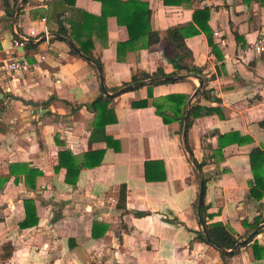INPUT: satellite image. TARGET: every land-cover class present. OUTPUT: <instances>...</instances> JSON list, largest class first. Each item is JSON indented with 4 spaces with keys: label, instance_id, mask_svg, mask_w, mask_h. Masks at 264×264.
<instances>
[{
    "label": "crops",
    "instance_id": "obj_1",
    "mask_svg": "<svg viewBox=\"0 0 264 264\" xmlns=\"http://www.w3.org/2000/svg\"><path fill=\"white\" fill-rule=\"evenodd\" d=\"M10 2H17L11 20L0 0V56L18 52L31 68L0 78V264H264V229L233 256L224 257L198 239L203 230L201 185L184 147L182 125L165 124L153 99L146 108L132 106L148 98L147 87L115 98L117 122L107 125L106 134L120 150L95 136L91 149L104 151L102 163L82 169L77 185L66 183L67 170H56L59 152L70 150L82 160L89 151L96 114L85 105L95 101L102 88L97 69L74 56L72 45L58 37V31L71 29L72 22L81 25L83 13L100 17L103 6L96 0H76L73 7L65 0ZM141 2L148 4L152 27L162 38L169 28L192 23L195 11L210 10L220 58L205 34L186 42L193 53L189 63L200 68L208 91V97L200 93L193 105L219 111L196 118L188 138L195 160L205 163L203 204L213 217L209 222L224 224L240 242L248 240L257 229L250 225L257 218L264 224V195L262 200L251 195V153L264 150V52L253 48L264 33V0ZM45 27L52 41L43 39ZM32 30L37 36L29 35ZM16 38L34 47L26 49L25 43L15 48ZM128 38L127 28L115 16L108 17L105 33L93 37L106 87L130 82L138 70L174 71L165 40L149 49L120 52L118 45ZM198 87L192 77L157 85L153 93L155 98L192 96ZM229 134L238 135L220 151L219 137ZM146 163L152 181L146 178ZM12 164L42 172L35 189L24 175L16 181L10 174ZM122 188L126 211L117 206ZM30 198L39 222L23 229L24 200ZM95 222L109 225L105 236L93 237ZM6 245L14 252L2 261Z\"/></svg>",
    "mask_w": 264,
    "mask_h": 264
},
{
    "label": "trees",
    "instance_id": "obj_2",
    "mask_svg": "<svg viewBox=\"0 0 264 264\" xmlns=\"http://www.w3.org/2000/svg\"><path fill=\"white\" fill-rule=\"evenodd\" d=\"M26 2L28 0H25ZM72 7L75 5L76 0H65ZM100 2L103 6V13L100 17L90 16L83 13V22L74 23L72 22L71 29L66 27L61 28L58 34L65 36L75 42L78 48L82 51L83 55L77 52L75 48H71V52L74 56L79 57L88 62V64L96 70L94 64L98 65L104 71V65L100 57L94 54V40L93 37H97L103 34L107 30V19L110 16H115L118 20L119 25L125 26L128 30L129 38L126 42L120 43L118 45V50L120 52H126L128 50L138 51L140 49H149L154 45L161 43L162 40L167 42L169 52L167 54L168 61L174 67L172 73H166L163 69H158L154 73H148L143 70H138L133 76L130 82L123 83L120 87L108 88V91L114 93L130 85L135 87L130 91H136L141 88H148V98L132 102L134 108H146L150 105V99H153L152 105L156 110V114L160 116L165 124H170L175 121H179L182 125L185 121V116L187 112L188 102L191 96L186 94H172L167 95L162 98H155L153 93V88L160 84L175 83L182 80H172V81H157L149 84L144 82L153 78H162L169 76H180V75H193L198 77H203L202 71L197 66H192L189 60H192L193 53L188 47L186 40L190 37L205 34L212 52L215 53L218 58L219 52L217 44L214 42V32L209 25L210 21V10L205 8L203 10L195 11L193 15L192 23L186 25H179L171 27L168 29L165 38H162L159 31L154 30L152 27V11L149 9L148 4L141 2V0H128L127 3H122L121 0H96ZM246 1V0H244ZM15 2L13 5L10 0H3V5L6 11V15L9 20L12 19L15 9ZM112 7L113 11L112 10ZM53 38L50 39L52 41ZM26 49L34 47L31 44H25ZM28 54V50H27ZM94 63H92V62ZM97 71V70H96ZM99 73V72H98ZM129 92V91H128ZM208 91L203 86L201 95L207 96ZM115 98H109L101 92L100 96L90 104L85 105L88 111L96 114V120L94 123V129L89 141V151L83 156L81 160L79 157L75 156L70 150H62L59 152V165L56 170L65 168L67 170L66 183L70 185H77L82 169L92 168L99 166L103 161L104 151H93L91 149V144L95 141V136H102V139L107 143L108 147L115 150H120L116 145L113 138L106 134V127L109 124L117 122V115L114 109ZM75 111V110H74ZM77 111V110H76ZM213 109L203 110L199 104L192 106L190 110V117L187 122V132H186V143L187 149L192 157V161L197 165L203 174V167L205 163H199L193 157V151L189 144V130L193 125L196 118L213 113ZM264 127V122H262ZM238 134L221 135L219 137V150L221 151L226 145H228L229 140L237 136ZM234 136V137H233ZM244 142L241 140V143ZM191 161V160H190ZM149 163H146V178L148 181H152V177L148 172ZM251 168L254 175L255 185L251 190V195L262 200L264 195V150L254 149L251 153ZM10 174L16 177V181H19V176L24 175L27 185L31 189L36 188V181L42 172L34 167L21 164L10 165ZM204 178V174H203ZM197 180L200 183V178L197 176ZM6 181V180H5ZM4 182V181H3ZM207 179L204 178V184L206 187ZM3 185V184H2ZM0 187H2L0 185ZM126 188H122L120 199L118 202V208L127 210L126 206ZM24 206L26 211V218L20 224L21 228H31L36 226L39 222L37 216V208L34 199H25ZM201 218L203 225L207 230L208 235L213 242L222 246L226 250H232L240 242L238 238L231 230H229L224 224L215 222L210 223L209 220L213 219L212 215L207 214V207L203 204L201 211ZM263 223L261 218H257L255 222L250 225L253 230L258 228L260 224ZM109 230V225L105 223L95 222L93 225V237H103ZM198 239L208 243L207 237L204 231H200L198 234ZM257 244L254 245L256 247ZM6 254L2 256V261L10 258L14 252V247L11 245L4 246ZM237 251L233 253H226L221 251L222 256H233Z\"/></svg>",
    "mask_w": 264,
    "mask_h": 264
},
{
    "label": "water",
    "instance_id": "obj_3",
    "mask_svg": "<svg viewBox=\"0 0 264 264\" xmlns=\"http://www.w3.org/2000/svg\"><path fill=\"white\" fill-rule=\"evenodd\" d=\"M14 21H16V19ZM50 37L52 38L53 36L51 35ZM58 37L67 40L72 45V47L77 50L78 53L83 55L82 51L78 47H76V45L74 43H72L67 37H64V36H58ZM43 39H46V38L44 37ZM30 42H32V41H30ZM94 66L97 69V71L99 72L100 81H101V88H102V92H103V94L105 96H107L109 98H116V97H118V96H120V95H122V94H124V93H126V92H128L130 90H132L135 87L134 85H130V86H128L126 88H123V89H121L119 91H116L114 93L109 92L108 89L106 88V85H105V78H104L103 70L96 64H94ZM192 77L196 78L199 81V87L195 90L194 94L191 96V98H190V100L188 102L187 112H186V116H185V121H184V124H183L182 135H183L184 147H185L187 152H188L187 143H186L187 122H188V119L190 117V110H191V108L193 106V102L197 99V97L199 96V94L202 91V88H203V85H204V79L202 77L193 76V75H180V76H169V77H162V78H153V79H150V80H147V81L144 82L145 84H149V83H153V82H157V81L186 80V79H189V78H192ZM29 105L37 106V107L40 106L39 103H35V102H30ZM188 155H189V158H190L191 162L193 163L194 167L196 168L198 177L200 178L201 187H200V195H199V201H198V209H199V213H200V222L202 224L203 231H204V233H205V235L207 237V241H208L209 244H211L212 246H214L215 248H217V249H219V250H221L223 252L233 253L239 247L247 244L250 241L251 238H253L254 236H256L258 234V232L260 230L264 229V224L260 225L254 231V233L252 234V236L248 240L239 242L236 245V247L234 249H232V250H226L222 246H220V245L216 244L215 242H213L212 239L210 238V236L208 235L207 230L204 227L203 221H202V218H201V211H202V207H203V203H204V191H205L204 178H203V175H202L200 169L192 161V157H191L189 152H188Z\"/></svg>",
    "mask_w": 264,
    "mask_h": 264
},
{
    "label": "built area",
    "instance_id": "obj_4",
    "mask_svg": "<svg viewBox=\"0 0 264 264\" xmlns=\"http://www.w3.org/2000/svg\"><path fill=\"white\" fill-rule=\"evenodd\" d=\"M30 36H37L36 32L32 30L29 33ZM51 34L48 31V29L45 27L44 29V37L47 40L51 39ZM27 42V39H20L16 38L14 40V47L18 48L21 46H24V44ZM253 48L258 53L264 52V33L260 36V38L257 40V42L253 45ZM31 64L27 62L20 53L16 52L15 55L7 56V57H1L0 56V78L2 76H10V77H16L17 75L27 72L30 70Z\"/></svg>",
    "mask_w": 264,
    "mask_h": 264
}]
</instances>
